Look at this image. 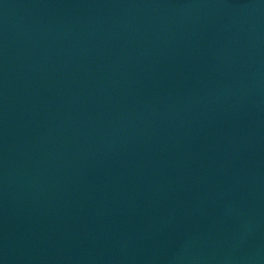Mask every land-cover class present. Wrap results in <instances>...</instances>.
Masks as SVG:
<instances>
[{
	"label": "water",
	"instance_id": "obj_1",
	"mask_svg": "<svg viewBox=\"0 0 264 264\" xmlns=\"http://www.w3.org/2000/svg\"><path fill=\"white\" fill-rule=\"evenodd\" d=\"M0 264H264V0H0Z\"/></svg>",
	"mask_w": 264,
	"mask_h": 264
}]
</instances>
